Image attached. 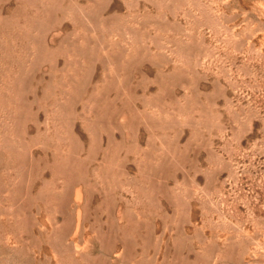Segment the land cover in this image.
Listing matches in <instances>:
<instances>
[{
    "label": "rangeland",
    "instance_id": "374dc122",
    "mask_svg": "<svg viewBox=\"0 0 264 264\" xmlns=\"http://www.w3.org/2000/svg\"><path fill=\"white\" fill-rule=\"evenodd\" d=\"M0 264H264V0H0Z\"/></svg>",
    "mask_w": 264,
    "mask_h": 264
}]
</instances>
